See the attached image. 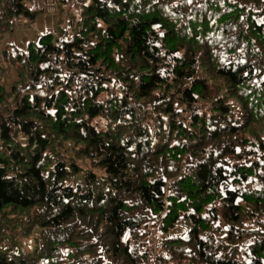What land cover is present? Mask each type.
<instances>
[{
	"label": "trees",
	"instance_id": "16d2710c",
	"mask_svg": "<svg viewBox=\"0 0 264 264\" xmlns=\"http://www.w3.org/2000/svg\"><path fill=\"white\" fill-rule=\"evenodd\" d=\"M54 2L2 55L0 264H264V0Z\"/></svg>",
	"mask_w": 264,
	"mask_h": 264
},
{
	"label": "rangeland",
	"instance_id": "374dc122",
	"mask_svg": "<svg viewBox=\"0 0 264 264\" xmlns=\"http://www.w3.org/2000/svg\"><path fill=\"white\" fill-rule=\"evenodd\" d=\"M33 8L40 10L42 13L41 16L32 23L21 21L15 29L14 34L7 39L3 47H0V60L3 66L2 72L0 73V83L8 90L16 80V73L12 67L5 65L3 62L2 55L5 45L16 44L18 48L25 49L30 41L35 40L39 35L55 32L57 29L58 7L54 0H44L37 5L35 4ZM2 113L7 116L8 111L4 110ZM187 228L188 224L183 223L175 233L182 234ZM37 234L39 233L37 232Z\"/></svg>",
	"mask_w": 264,
	"mask_h": 264
},
{
	"label": "crops",
	"instance_id": "0c3cea01",
	"mask_svg": "<svg viewBox=\"0 0 264 264\" xmlns=\"http://www.w3.org/2000/svg\"><path fill=\"white\" fill-rule=\"evenodd\" d=\"M52 30V29H51Z\"/></svg>",
	"mask_w": 264,
	"mask_h": 264
}]
</instances>
